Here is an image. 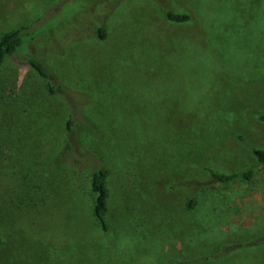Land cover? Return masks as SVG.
Returning a JSON list of instances; mask_svg holds the SVG:
<instances>
[{
	"label": "rangeland",
	"instance_id": "374dc122",
	"mask_svg": "<svg viewBox=\"0 0 264 264\" xmlns=\"http://www.w3.org/2000/svg\"><path fill=\"white\" fill-rule=\"evenodd\" d=\"M19 29L65 95L0 66V264H264V244L237 248L264 235V167L206 172L264 149V0H0V37Z\"/></svg>",
	"mask_w": 264,
	"mask_h": 264
},
{
	"label": "trees",
	"instance_id": "16d2710c",
	"mask_svg": "<svg viewBox=\"0 0 264 264\" xmlns=\"http://www.w3.org/2000/svg\"><path fill=\"white\" fill-rule=\"evenodd\" d=\"M159 13L162 19L172 24H185L190 21V16L184 12H173L169 8L160 7ZM96 37L99 40L105 38L104 31L101 27L96 28ZM31 38L25 39L21 35V29L4 33L0 37V66L7 60L11 59L15 63L32 69L40 78L45 81L46 89L51 96H64L65 91L60 87L52 84L49 78V74L46 68L36 60L32 55L28 53V45ZM27 48V52L19 55V51L23 48ZM73 116L69 115L66 121V131L69 132L72 128ZM252 155L255 159V163L239 172L222 174L217 173L211 169H206L210 181L218 186L236 185L238 183L248 184L250 183L261 168L264 167V149L252 150ZM107 171L103 168L94 167L90 172L89 185L92 193L95 195L92 205V216L97 223L99 229L106 233L108 224L106 221L107 204H108V192H107ZM194 203L193 197L188 199V208L190 209ZM264 244V235L258 236L250 240L248 243L238 245L237 248L243 247H256ZM224 253H219L214 256H208L201 260L192 261L190 264L199 263H211L216 259L223 257Z\"/></svg>",
	"mask_w": 264,
	"mask_h": 264
}]
</instances>
